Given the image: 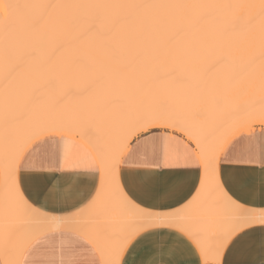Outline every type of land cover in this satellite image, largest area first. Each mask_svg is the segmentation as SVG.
Wrapping results in <instances>:
<instances>
[{
	"label": "snow or ice",
	"instance_id": "obj_1",
	"mask_svg": "<svg viewBox=\"0 0 264 264\" xmlns=\"http://www.w3.org/2000/svg\"><path fill=\"white\" fill-rule=\"evenodd\" d=\"M0 264H264V0H0Z\"/></svg>",
	"mask_w": 264,
	"mask_h": 264
}]
</instances>
